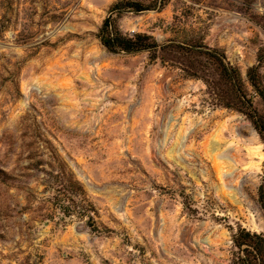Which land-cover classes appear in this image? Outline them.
I'll use <instances>...</instances> for the list:
<instances>
[{
  "label": "rangeland",
  "instance_id": "1",
  "mask_svg": "<svg viewBox=\"0 0 264 264\" xmlns=\"http://www.w3.org/2000/svg\"><path fill=\"white\" fill-rule=\"evenodd\" d=\"M119 1L0 0V264H231L239 229L264 235V142L202 81L205 48L244 81L264 60V0H134L113 19L155 60L101 46ZM61 169L92 221L58 203Z\"/></svg>",
  "mask_w": 264,
  "mask_h": 264
},
{
  "label": "trees",
  "instance_id": "2",
  "mask_svg": "<svg viewBox=\"0 0 264 264\" xmlns=\"http://www.w3.org/2000/svg\"><path fill=\"white\" fill-rule=\"evenodd\" d=\"M132 11L135 14H142L149 11L143 5L134 0H120L111 6L108 16L103 21L99 30L98 39L101 46L111 54L134 55L139 53L150 54V59L155 60L158 51H165L169 46L158 45L151 37L143 34H134L131 36L123 35L116 26L113 15H120L121 12ZM205 57L213 63L218 72V83L202 80L206 85L209 95L214 104L218 107L235 111L244 116L253 126L258 136L264 142V111L260 112L255 107L254 102L247 92V85L251 88L253 94L257 95L264 107V87L262 75L260 74L263 58H258V64L249 68L246 73V81L243 80L239 70L232 67L224 53L217 49H206ZM197 78L196 75H190ZM54 174V171H51ZM53 176V175H51ZM53 180L63 185L64 196L59 202L71 204L79 207L76 203L82 205L81 217H87L89 221L93 220L90 214H95L92 205L89 203L87 195L81 184L75 180L73 175L67 174L63 169L58 172ZM259 202L264 211V185L259 189ZM65 216L70 215L69 207L59 205ZM233 258L231 264H264V235L250 233L244 229H239L232 237Z\"/></svg>",
  "mask_w": 264,
  "mask_h": 264
},
{
  "label": "bare ground",
  "instance_id": "3",
  "mask_svg": "<svg viewBox=\"0 0 264 264\" xmlns=\"http://www.w3.org/2000/svg\"><path fill=\"white\" fill-rule=\"evenodd\" d=\"M221 143V142H220ZM215 145H216V143H214ZM222 144V143H221ZM212 148V147H211ZM214 149V148H213ZM214 150H216V149H214ZM217 151V150H216ZM219 151V150H218Z\"/></svg>",
  "mask_w": 264,
  "mask_h": 264
}]
</instances>
